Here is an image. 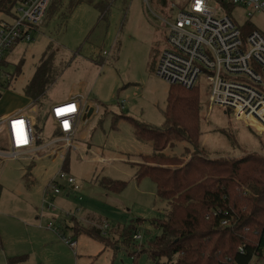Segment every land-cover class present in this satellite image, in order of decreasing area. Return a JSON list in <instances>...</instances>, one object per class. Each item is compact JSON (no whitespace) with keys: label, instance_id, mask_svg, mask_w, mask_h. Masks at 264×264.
Returning a JSON list of instances; mask_svg holds the SVG:
<instances>
[{"label":"rangeland","instance_id":"374dc122","mask_svg":"<svg viewBox=\"0 0 264 264\" xmlns=\"http://www.w3.org/2000/svg\"><path fill=\"white\" fill-rule=\"evenodd\" d=\"M159 2L108 0L103 6V9L107 7L104 20L100 22L101 11L92 4L79 3L70 13L63 6L53 11L47 24L32 33L31 41L20 42L5 53L0 78L5 79L7 73L12 75V80L6 89L0 90V113L26 107L24 115L39 128L41 144L56 137L54 122L44 116L50 103L63 100L68 81L82 83L83 96L90 102H98L101 110L78 130L74 142L78 149H71L65 156H49L43 149L35 155L6 157L9 150L6 135L0 133L3 154L0 157V264H82L60 238L61 232L65 238L69 236L66 226L72 222L98 229L112 239L111 246L119 247L113 264L120 260L123 264H154L146 252L137 251L139 243L127 245L115 236L121 230L117 227L126 229L133 225L143 237L141 248L146 250L148 243L159 236L151 221L160 219L167 208L156 196L155 185L149 177L136 180L133 176L135 164L142 162L140 157L151 154L153 149L150 142L137 139L131 119L153 127L163 125L166 96L171 88L156 75L158 53L165 44L164 28L152 16L160 12ZM11 13L12 16L0 14V23L11 22L15 15ZM232 16L238 24L244 21L242 11L236 10ZM250 21L264 34L263 13ZM48 49L55 54L54 70L64 73L63 85L59 88L54 83L44 95L43 108L35 107L33 113H28L30 100L25 95V86ZM102 52L107 55L102 56ZM102 57L103 61L99 62ZM206 94L203 89L199 92L201 136L198 143L203 153L235 158L257 152L264 157V127L252 126L261 134L258 135L250 127L229 120L219 108L208 112ZM221 130H226L237 146H232ZM186 147L191 148L182 141L176 142L165 154L181 156ZM99 157L106 162H98ZM60 170L74 178L79 190L74 193L61 182V194L53 200L56 211L46 213L45 210V215H40L37 210L42 203V192ZM103 179L125 185L118 192H107L100 185ZM87 215L93 216L94 221L85 223ZM48 223L54 228L61 226V232L47 230ZM113 231L115 236L111 234ZM78 241L76 253L79 255L83 250L89 252L92 244L99 249V244L86 236H80ZM85 252L81 255H86ZM132 252H136L135 256ZM15 257L23 259L10 262ZM92 263L111 262L102 258ZM163 263L162 258L158 264ZM251 263L264 264V260L253 259Z\"/></svg>","mask_w":264,"mask_h":264},{"label":"trees","instance_id":"16d2710c","mask_svg":"<svg viewBox=\"0 0 264 264\" xmlns=\"http://www.w3.org/2000/svg\"><path fill=\"white\" fill-rule=\"evenodd\" d=\"M82 2L101 11L99 22L104 20L107 7L103 9V6L108 0H52L38 28L47 24L54 10L64 6L70 13ZM14 4L15 0H0V14L12 16ZM54 56V51L48 49L25 86L26 97L40 110L48 87L61 74L53 68ZM199 92L197 88L172 85L166 96L161 126L131 119L137 139L150 142L153 149L151 154L140 157L142 162L135 164L133 176L136 180L149 177L155 185L156 196L167 205L161 218L151 221L159 236L148 243L146 250L141 248V252H146L154 264L162 258L163 264H252L253 259L264 260V157L257 152L235 158L203 153L198 143L201 136ZM225 131L221 130L222 135L232 146H237ZM34 132L38 136L39 128L34 126ZM54 133L58 134L56 130ZM181 141L191 148L186 147L181 156L165 154L167 148ZM40 143L38 139L37 144ZM100 185L105 191L115 193L125 183L107 179ZM1 190L0 185V193ZM72 223L71 237L84 235L104 247L111 246L112 239L98 229ZM134 232L133 225L123 227L118 236L124 244L134 245L131 236ZM22 259L15 257L10 262Z\"/></svg>","mask_w":264,"mask_h":264},{"label":"built area","instance_id":"2783aa9c","mask_svg":"<svg viewBox=\"0 0 264 264\" xmlns=\"http://www.w3.org/2000/svg\"><path fill=\"white\" fill-rule=\"evenodd\" d=\"M51 2L15 0L12 21L0 23V67L6 52L20 42L32 40V33L39 30ZM159 4L160 12L152 16L164 28L165 44L158 53L156 75L171 86L206 90L208 112L219 108L229 120L245 124L244 127L254 131V124L264 127V34L250 21L253 16L264 14V0H160ZM236 10L243 12L241 24L232 16ZM4 77L0 78V90L11 80L10 74ZM123 105L124 102L120 107ZM28 106V113H33V104ZM90 108V116L101 110L98 102H90L81 94L52 102L46 118L54 122L58 134L45 146L37 144L39 135L24 115L26 107L0 116V133L6 135L9 149L5 156L35 155L46 148H51L49 156H65L71 149L77 150L74 139L89 119L84 116ZM61 182L75 192L79 190L74 178L63 170L57 172L42 192V206L51 212L56 210L52 201L60 194ZM47 228L59 233V228L51 223ZM131 236L134 243H139L136 249L140 252L143 237L138 232ZM61 238L76 251V240L62 235Z\"/></svg>","mask_w":264,"mask_h":264},{"label":"crops","instance_id":"0c3cea01","mask_svg":"<svg viewBox=\"0 0 264 264\" xmlns=\"http://www.w3.org/2000/svg\"><path fill=\"white\" fill-rule=\"evenodd\" d=\"M102 1V0H101ZM103 61V57L101 58V61L99 60V62H102ZM64 78V73L62 74H60V76L48 87V88H50L51 86H53V84L55 83V85L57 86V87H59L60 88V86L61 85H63V79ZM82 83H74V84H72V82H67V84H66V88H65V91H64V95H63V100H66L67 98H69V97H71V96H74V95H76V94H81V95H83L82 94ZM49 90V89H48ZM47 90V91H48ZM46 91V92H47ZM85 94V93H84ZM86 99H87V97L86 96H84ZM88 100V99H87ZM51 104V103H50ZM49 104V105H50ZM22 108H24V107H22ZM22 108H16V109H13V110H7L6 112H2V113H0V116H7L8 114H11V113H13V112H17V111H19V110H21ZM49 112V108H48V110H47V113ZM47 113H46V115H47ZM77 136V135H76ZM74 140H76V137H75V139ZM49 143V142H48ZM48 143H46V144H41L40 143V146H45V145H47ZM46 148V147H45ZM51 148H46L45 149V151H48L49 152V150H50ZM44 151V150H43ZM97 161L99 162H106V161H104L102 158H98L97 159ZM135 170H136V167L134 168ZM70 191H72L71 190V188H70ZM69 191V192H70ZM73 192V191H72ZM74 193H76L75 191H74ZM61 194V193H60ZM59 195V194H58ZM58 195H56V196H58ZM68 195H69V193L65 196L66 198L68 197ZM55 196V197H56ZM55 198H53V200H54ZM79 200H80V198H79ZM53 202V201H52ZM46 210V211H45ZM38 212H39V214L40 215H45V213H44V211L46 212V213H54L55 211H53V212H49V210H47L44 206H42V203L40 204V206H39V208H38V210H37ZM39 215V216H40ZM93 216H90V215H87L86 216V218L84 219V221H85V223L86 222H88V221H90V222H92V221H94L93 220ZM97 220H99V219H97ZM72 225H73V223L71 224V225H69V226H66L67 227V230H68V233H69V236H67L66 238L67 239H74V240H76V242H77V247H79V245H80V242L78 241L79 240V237L80 236H83V237H85L84 235H79V236H74V237H71L72 236V234H73V231H72V229H71V227H72ZM96 225V224H95ZM47 226H48V224L46 225V229L47 230H50V229H48L47 228ZM60 229V232H61V226H58ZM101 227H102V225H101ZM117 228H122V227H117ZM116 231V230H115ZM115 231H113V233H111V234H115L114 232ZM55 233V232H54ZM57 233V232H56ZM62 233V236L64 237V234H63V232H61ZM102 233H104V232H102ZM105 234V233H104ZM59 235V234H58ZM61 235V234H60ZM115 236V235H114ZM87 237V236H86ZM115 237H118V235L116 234V236ZM61 238V237H60ZM65 238V237H64ZM88 239H89V241L91 240L92 242H95V243H98V242H96V241H94L93 239H91L90 237H87ZM62 239V238H61ZM117 239V238H116ZM62 241H63V239H62ZM117 241V240H116ZM64 242V241H63ZM43 244H45V243H41L40 245H43ZM64 244H65V242H64ZM99 244V249L97 248L96 249V246L95 245H91L90 247H89V252H91V253H93V254H89V252H85L84 250L81 252V251H79V253H80V255L78 254V253H76V251L74 252L72 249V251H73V253H74V255H75V258L76 259H78V261H80L82 264H93L92 262H94L95 260H98V259H109L110 260V264H113V261H114V258H115V256H116V251H117V249H119V247H117V248H115L114 249V247H104V245L101 243H98ZM66 245V244H65ZM67 246V245H66ZM108 248V249H107ZM77 250V249H76ZM80 250V249H79ZM141 250V249H140ZM83 252H85L86 253V255H81ZM120 261H122V260H120Z\"/></svg>","mask_w":264,"mask_h":264},{"label":"water","instance_id":"95a60500","mask_svg":"<svg viewBox=\"0 0 264 264\" xmlns=\"http://www.w3.org/2000/svg\"><path fill=\"white\" fill-rule=\"evenodd\" d=\"M91 112H92V109L90 108V109H88V111H87V113L85 114V118H90L89 116H90V114H91Z\"/></svg>","mask_w":264,"mask_h":264},{"label":"bare ground","instance_id":"6f19581e","mask_svg":"<svg viewBox=\"0 0 264 264\" xmlns=\"http://www.w3.org/2000/svg\"><path fill=\"white\" fill-rule=\"evenodd\" d=\"M243 125H245V124H243ZM254 125H256V124H254ZM254 125H252V126H254ZM259 126V125H258Z\"/></svg>","mask_w":264,"mask_h":264}]
</instances>
